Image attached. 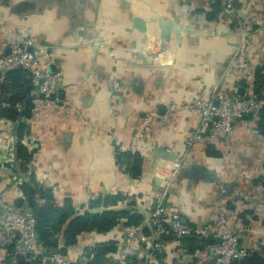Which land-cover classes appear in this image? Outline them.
<instances>
[{
  "label": "crops",
  "instance_id": "crops-1",
  "mask_svg": "<svg viewBox=\"0 0 264 264\" xmlns=\"http://www.w3.org/2000/svg\"><path fill=\"white\" fill-rule=\"evenodd\" d=\"M232 6L251 22L246 33L234 29L223 0H0V56L7 51V37L17 28L27 31L49 47L62 72L57 94L72 105L65 116L28 124L36 138L28 161L16 155L15 122L3 120L0 199L20 204L23 183L49 189L55 205L71 198L77 210L109 193L141 197L155 190L154 162L161 153L154 149L162 147L168 153L166 163L179 164L167 202L178 207L184 223L214 229L216 209L225 208L232 214V227L245 224L252 229L240 243L264 248V133L255 117L235 121L228 137L205 132L189 145L200 111L185 109L171 114L165 125L155 123L143 143L145 151L133 153L143 159L138 177L131 176L132 159L125 155L132 154L128 145L136 123L153 108L163 113L178 101L216 102L235 90L247 95L256 82L264 94V0H232ZM163 22L172 26L169 41L160 39ZM145 37H156L150 46L168 52V63L152 62V51L142 43ZM241 46L254 70V86L238 80L234 72L233 58ZM113 109L116 117L109 125ZM44 202L38 198L39 204ZM125 221L123 217L107 232L79 235L75 248L85 245L88 257L97 243L114 245L116 251L104 261H116L131 230ZM145 228L138 232L147 240L134 237L129 261L158 264L151 229ZM164 241L167 264H202L205 246L198 247L200 241L195 240L192 251L182 238ZM0 264H6L1 251Z\"/></svg>",
  "mask_w": 264,
  "mask_h": 264
},
{
  "label": "built area",
  "instance_id": "built-area-1",
  "mask_svg": "<svg viewBox=\"0 0 264 264\" xmlns=\"http://www.w3.org/2000/svg\"><path fill=\"white\" fill-rule=\"evenodd\" d=\"M223 1L233 17L234 29L239 33H246L251 22L234 12L232 0ZM148 38L150 37H145L142 43L145 49L152 51V62L156 65L168 63L170 61L169 53L152 49L150 43L156 37H151L149 40ZM3 42V48H7V51L2 52L0 56V74L20 69L25 71L30 79V117L23 116L20 121L36 126L48 116H65L72 105L68 100H61L57 94V83L62 72L56 67L49 47L21 28H17ZM239 49L240 51L235 53L233 58L234 72L238 80L252 86L255 80L254 70L247 61L245 47L241 46ZM114 87L116 91L117 82L114 83ZM234 92V95L231 96L220 95L217 105L212 99H198L189 103L175 102L163 113L158 108L151 109L140 118L132 130L128 151L132 154L143 153L145 151L143 143L149 138L154 124L159 122L161 125H165L171 114L185 109L194 110L197 108L200 111L199 125L193 137L188 141L189 145L194 143L193 140L202 139L205 132L210 133L211 137H228L232 133L235 121L249 114H253L256 119V114L264 108V97L253 93L237 94L236 90ZM111 100L115 104V94L112 95ZM0 104L6 106L4 102ZM18 108L20 109V107ZM115 117L116 110L113 109L109 117V125H113ZM3 120L5 119L0 118L2 130ZM29 132L24 134L21 142L31 152L29 147L35 148L36 138ZM166 161L161 157L154 162L153 175L155 178H161L157 190L146 191L141 197L129 194L123 201L124 204L134 202L143 214H147V217H143V222L140 225L131 227L126 235L127 243L120 249L119 258L109 264H128V257L135 248L134 237L143 241L147 240L144 235H139L138 231L142 229V225L151 229L150 239L152 247L157 253L158 264H167L166 244L163 237L172 239L206 237L211 239V242L204 247L202 264H230L232 261H239L247 257L250 248L243 246L240 239L245 232L252 231V229L245 224L232 227L234 224L232 214L225 208L216 209L214 229L182 222L178 207L167 202V194L170 192L179 164L175 163L173 166H169ZM21 198L23 201L20 204L0 199V251L6 264H18L17 256H21L25 261L31 263L38 259L40 264H89L93 250L89 248L91 254L87 257L85 245H80L82 247L76 249L79 236L73 245L66 246L63 239H60L54 250L47 251L43 248L37 240V220L34 211L25 201L23 195ZM100 245L103 244L97 243L93 249ZM9 248H12V251ZM69 250L75 251L69 253ZM8 255L11 256L6 261Z\"/></svg>",
  "mask_w": 264,
  "mask_h": 264
},
{
  "label": "trees",
  "instance_id": "trees-1",
  "mask_svg": "<svg viewBox=\"0 0 264 264\" xmlns=\"http://www.w3.org/2000/svg\"><path fill=\"white\" fill-rule=\"evenodd\" d=\"M252 86H254V83ZM29 92L30 79L25 71L17 69L0 74V98L2 97L0 103L5 101L9 104L6 106L0 104V118L8 122H15L16 136L18 138L16 141V155L24 161L30 159L31 152L21 142V138L25 133L29 132V129L28 124L20 121V119L23 116L30 117L31 102ZM251 93L264 97L261 85L258 82L255 83V90ZM17 103L21 104L20 109L15 106ZM251 116L254 117L253 114ZM256 116L257 128L264 133V108L259 110ZM125 155L132 159L129 166L131 176L138 177L141 173L140 168L143 159L138 154L127 153ZM21 189L37 220V240L47 251L54 250L60 239H63L64 244L68 246L75 244L81 234H86L93 230L107 232L117 226L123 217H126L124 225L128 227H135L143 222V214L135 206L134 202L129 203L125 207L118 206L119 203L125 201L126 193L105 194L89 201L85 209L77 210L71 198H66L62 205L52 204L51 199L53 198L50 190L42 186L23 183ZM38 198L45 200V202L39 204ZM100 206L105 209L96 211L95 209ZM146 229L148 230L147 227ZM169 238L163 237L164 240ZM182 239L191 247L190 251L193 250V246H196L195 240L200 241L198 247H203L210 243L209 238L206 237H184ZM9 249L12 251V248ZM115 251L116 247L114 245L97 246L93 249V256L89 260V264H105L104 260L107 255ZM10 256H7L6 261H8ZM17 261L18 264H33L25 261L21 256H17ZM230 264H264V248L250 249L247 257L239 261H232Z\"/></svg>",
  "mask_w": 264,
  "mask_h": 264
},
{
  "label": "water",
  "instance_id": "water-1",
  "mask_svg": "<svg viewBox=\"0 0 264 264\" xmlns=\"http://www.w3.org/2000/svg\"><path fill=\"white\" fill-rule=\"evenodd\" d=\"M163 25H164L165 27H164L163 31L161 32L160 39H162V40H164V41H169V39H170L169 28L172 27V26H171V23L163 22ZM174 27H177V28H178L177 25L174 26ZM144 39H145V38H144ZM144 39H142V42L144 41ZM240 94H241V91H240ZM217 103H218V100H217L216 102H214L215 105H217ZM243 117H247V115H244ZM154 150H155V152H157V153H161V157H162L163 159H165V160H168V159H169V157H168V153H167V152L165 151V149H163L162 147L156 148V149H154ZM128 160H129V159L125 158V159H123V162H124V163H128ZM16 166H17V168L19 169V165L17 164ZM19 172H20V174H21L22 176H24V175L21 173L20 169H19ZM160 182H161V178L156 177V178H155V183H156L155 190L158 189ZM104 209H105V208H104L103 206H100V207H97L95 210H96V211H102V210H104ZM140 211H141V210H140ZM141 212H142V211H141ZM142 214H143V212H142ZM144 216L147 217V214H146V213L143 214V217H144ZM182 222H184V221H182ZM37 226H38V224L36 223V227H37ZM90 252H91V251L89 250V251H88V254H89ZM33 264H40V261H39L38 259H35V260L33 261ZM128 264H134V263H133L132 261H129Z\"/></svg>",
  "mask_w": 264,
  "mask_h": 264
}]
</instances>
